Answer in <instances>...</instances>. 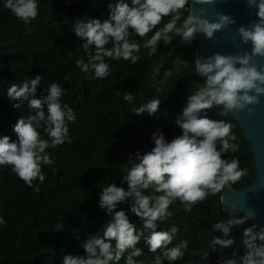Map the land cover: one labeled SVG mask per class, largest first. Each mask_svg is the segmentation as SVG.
Instances as JSON below:
<instances>
[{"label":"clouds","instance_id":"1","mask_svg":"<svg viewBox=\"0 0 264 264\" xmlns=\"http://www.w3.org/2000/svg\"><path fill=\"white\" fill-rule=\"evenodd\" d=\"M213 2L131 0L129 5L125 0H117L115 4H108L107 19L91 18L85 21L76 18L72 31L83 41L80 48L86 53V59H77L76 66L86 79H105L111 73L106 58L136 64L141 59L138 55L141 47L148 49L147 55L152 56L160 42L170 44L173 35L179 36L181 44L186 46L191 45L199 33L211 39L215 32L235 23L227 14L217 12V19L210 22L203 15V8L199 10L200 15L192 11L194 3ZM247 6L256 9L255 14L259 19L247 26L240 25L237 32L242 43H251V53L245 51L243 54L223 55L217 52L208 57H195L194 71L203 79V85L187 95L186 105L174 118L181 134L168 141L163 132L157 129L151 136L154 144L151 151L141 154L137 150L134 157L137 163H131L130 157L128 166L121 169L127 173L122 177V182H127V190L111 183L99 193V207L110 216L102 235H87L81 245L85 255L65 254L62 264H118L125 258V253V264H143L134 259L143 255L142 249L137 247L141 240L153 253L162 250L160 255L154 257L152 264H164L165 261L172 264L183 259L188 248L187 240L168 247L178 228L173 225L170 230H157V222L166 221L172 215L169 206L178 199L185 212L190 213L194 205L221 193L248 174L246 168H240L238 159L222 158V154L238 150V144L233 143L237 137L232 132V125L223 120L210 119L205 112L214 106H222L220 115H228L234 110H244L249 105L257 104L258 97L264 94V65L258 70L252 62L254 56L264 57V0H247ZM4 7L25 24L35 20L39 14L37 0H4ZM182 13L187 15L181 22ZM164 17L170 19L154 31ZM130 29L131 33L141 38L153 31L154 34L140 45L129 39ZM110 41L112 47L106 48L105 45ZM162 61L163 58L153 68V78L159 74ZM180 63L179 57L173 62L174 65ZM172 75L171 70L164 72L165 79ZM68 79L70 77L66 75L65 80ZM41 81L42 76L36 75L20 84L14 83L7 89L8 100L16 101L12 105L14 108L20 109L27 101L28 107L36 110V114L29 115L27 119L23 116L17 119L13 125L17 140L10 142L7 135L0 138V165L10 166L11 171L29 187H33L34 181L44 182L42 165L54 163L46 149L72 143L66 121H75L76 118L73 109L61 103L64 89L59 84H49L47 94L36 98L37 86ZM164 82L160 81L161 84ZM157 91L161 89L157 88ZM122 99L131 103L134 97L126 92ZM159 105L160 99L153 98L134 112L138 115H153L159 111ZM248 111L251 113L250 108ZM40 128H43L48 139L42 138L38 131ZM217 144L220 145L219 149ZM149 189L151 192L145 194ZM39 190V187L35 188V191ZM129 201V210L143 222L142 230H137L124 210H116L121 202ZM228 213L229 219L211 226L222 235L213 236L209 247L201 250L200 259L206 262L210 253L219 252L217 264H264V227L256 224L243 229L242 254L238 246L226 259L223 258L225 254L222 250L236 243L229 235L232 227L246 223L249 217L254 218L252 212L237 216L229 209ZM0 224H6V221L0 218ZM112 241H115L114 246Z\"/></svg>","mask_w":264,"mask_h":264},{"label":"trees","instance_id":"2","mask_svg":"<svg viewBox=\"0 0 264 264\" xmlns=\"http://www.w3.org/2000/svg\"><path fill=\"white\" fill-rule=\"evenodd\" d=\"M116 2L37 0L38 16L25 24L4 7V0H0V138L7 135L10 142L17 140V134L13 131L17 119L22 116L27 119L29 115L36 114V110L28 107L27 101L20 109L14 108L12 105L16 101L10 102L6 95L12 84H20L36 75L42 76L35 93L36 98L47 94L49 84L57 83L64 89L61 103L71 107L76 116L75 121H66L72 143L46 149L54 163L42 165L45 175L43 183L37 180L33 187H29L11 171L10 166L0 165V218L6 221V224H0V264H38L35 255L43 248L50 225L67 213L86 216V224L79 233L81 241L95 233L106 215L98 204L99 193L112 183L116 174L124 172L122 168L128 166L127 146L129 157L137 163L135 153L137 150L141 154L151 151L154 147L151 136L157 129L163 132L168 141L180 135L181 129L175 125L174 118L186 105L187 95L203 85V79L194 71L197 38L186 46L175 35L168 45L161 41L152 56L147 55L148 49L141 47L138 54L141 59L136 64L106 58L111 68L108 78L86 79L82 72L81 77L75 62L81 58V54L86 59V53L80 48L83 41L75 36L72 24L76 18L85 21L91 18L107 19L108 4ZM125 2L131 5V0ZM186 15L182 13L181 22ZM169 19L164 17L154 31L163 27ZM129 31L131 33V29ZM154 31L143 38L131 33L129 39L143 45ZM105 47L111 48V41ZM178 57L181 63L174 65ZM161 58L163 66L153 78V68L161 63ZM167 70H171L173 75L165 79L164 72ZM66 75L70 79L65 80ZM161 80L165 82L161 84ZM114 84L117 86L118 99ZM157 88L161 91H157ZM126 92L134 97L131 103L122 99ZM153 98L160 99L157 113L138 115L134 112L141 104ZM44 110L47 111L46 105ZM221 111L222 106L205 110L208 118L223 120L232 125V132L237 137L233 143L238 144V150L222 154V158H236L240 168L248 170L246 176L231 185L233 189L239 190L253 178L252 157L248 143L234 120L229 114L220 115ZM38 131L42 138L48 139L43 128ZM219 147L217 144V149ZM124 173L125 176L127 173ZM122 177L116 185L127 190V182H122ZM36 187L40 189L38 192L35 191ZM150 192L151 189L146 190L145 194ZM219 196L220 193L209 196L194 205L190 213L185 212L177 199L169 206L172 215L166 221L157 222V230H170L173 225L178 228L168 247L176 246L182 240L188 241L183 259L172 264H217L219 252L210 253L206 262L200 259V253L209 247L213 236L222 235L211 226L230 218L228 211L221 209ZM122 203V210L129 221L136 225L137 230H142V220L129 210L131 201ZM68 221L75 224L74 219ZM252 224L247 220L242 225L232 227L229 235L236 243L222 250L225 254L223 258L226 259L238 246L242 254L243 229ZM112 243L114 246L115 241ZM137 247L142 249L143 255L134 259L143 264H152L154 257L162 251H149L143 240ZM68 253L85 255L77 241L64 233H57L52 264H62L63 256ZM125 258L118 264H125ZM164 264L169 262L165 261Z\"/></svg>","mask_w":264,"mask_h":264},{"label":"water","instance_id":"3","mask_svg":"<svg viewBox=\"0 0 264 264\" xmlns=\"http://www.w3.org/2000/svg\"><path fill=\"white\" fill-rule=\"evenodd\" d=\"M201 8L204 9L203 15L210 22L217 19L216 13L219 12L230 15L235 20V23L215 32L211 39L206 38L203 33L197 34L195 57H208L217 52L223 55L243 54L245 51L251 53V43H242L237 32V28L240 25L247 26L259 19L255 14L256 9L247 6V0H214L211 4L194 3L192 5V11L196 15L201 14L199 11ZM252 62L256 64L258 70H261L260 66L264 65V57L254 56L252 57ZM236 66L239 67V64ZM80 76L82 77L81 71ZM114 92L118 99L116 84H114ZM258 99L259 102L257 104L249 105L244 110H234L229 113L248 143L252 157L253 178L248 185L239 190L226 187L220 193L219 203L221 209L225 211L231 209L236 214L243 215L249 212L254 213V218L249 217L248 220L258 227H264V94L260 95ZM249 108L251 113L248 111ZM126 153L130 160L128 154L129 145ZM131 163H134L133 160H131ZM124 174V172L116 174L112 183L116 184L117 180ZM122 208L123 203L121 202L116 210H122ZM109 218L108 214L103 217L101 225L94 234L97 236L101 235L103 227ZM68 219H74L75 224H71ZM85 224V215L72 213H67L53 221L47 231L43 248L39 254L35 255L38 264H52L55 253V235L57 233L68 235L81 246L84 241L79 239V233Z\"/></svg>","mask_w":264,"mask_h":264}]
</instances>
